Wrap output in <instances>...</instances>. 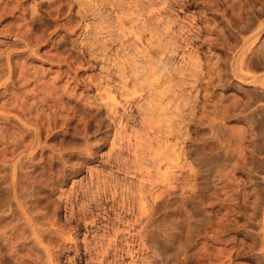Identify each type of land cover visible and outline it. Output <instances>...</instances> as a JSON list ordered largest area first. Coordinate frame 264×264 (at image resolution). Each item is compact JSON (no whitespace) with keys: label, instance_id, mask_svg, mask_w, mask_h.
Here are the masks:
<instances>
[{"label":"rangeland","instance_id":"obj_1","mask_svg":"<svg viewBox=\"0 0 264 264\" xmlns=\"http://www.w3.org/2000/svg\"><path fill=\"white\" fill-rule=\"evenodd\" d=\"M0 264H264V0H0Z\"/></svg>","mask_w":264,"mask_h":264}]
</instances>
